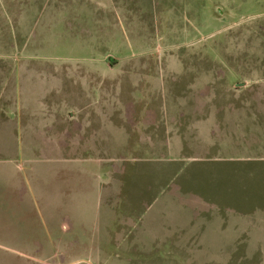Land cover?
<instances>
[{"label":"rangeland","instance_id":"1","mask_svg":"<svg viewBox=\"0 0 264 264\" xmlns=\"http://www.w3.org/2000/svg\"><path fill=\"white\" fill-rule=\"evenodd\" d=\"M263 128L264 0H0L3 166L109 165L0 188V262L264 264Z\"/></svg>","mask_w":264,"mask_h":264},{"label":"crops","instance_id":"2","mask_svg":"<svg viewBox=\"0 0 264 264\" xmlns=\"http://www.w3.org/2000/svg\"><path fill=\"white\" fill-rule=\"evenodd\" d=\"M264 129V128H263ZM260 130V132H256L257 134V138L259 139H263L264 140V135H263V131L262 129H257ZM248 136V134H247ZM244 140V139H242ZM242 144H246L245 141H242ZM243 146V145H242ZM88 152H79V154L74 157H70V158H66V159H52L46 160V159H39L38 160H33L32 164L29 165V163H22L23 165H19V166H3V162L0 161V188L2 189V193L6 192L8 194L2 196V202L3 204H6L8 206L9 203H11L14 199L15 201H17L16 203V210L18 212V219H23L25 218V215L27 216V219H34L36 217V214L38 215L39 213V207H40V213L42 214L44 219H48L50 221L54 220V218L52 217L53 215H55L58 212V208L59 206V202L64 201L65 199H69L70 197H67L64 189H59L57 190L59 195H55V193L53 192L54 195H51L48 199L50 202V205L47 206H42L40 204V197L37 195V193L39 192L38 190V182L39 180H41L42 178L41 173L37 172L39 171V161L43 162L44 166H49V172L47 173V177H54L56 180L67 176H71L75 175L78 179H81V181H83L84 179L86 180V178H89V168L90 166H99V167H104L105 166H109L106 165L104 160H102V158H100L99 156H95V157H89L86 156L88 155ZM29 160V159H27ZM42 166V165H41ZM11 173L10 176L11 178H6L9 176L8 172ZM91 177L94 179L95 182V187L97 188V191L100 192V196L97 198V207H100L103 205V199H100V197H102L103 192H105V188H104V181L102 179V177L100 178V172H98V168H97V172H91ZM6 176V177H5ZM65 179L66 183L70 182V179ZM84 180V181H85ZM83 181V182H84ZM64 183L62 185V187L66 184ZM103 187V191H101ZM14 193H17L18 196H15ZM76 193V191L74 192ZM99 195V194H97ZM96 195V196H97ZM27 204L25 201H27ZM19 203L21 204V208L18 209V205ZM35 203L37 204V206L35 207ZM6 206V207H7ZM46 206L48 207V209H46ZM151 207V205H150ZM58 209V210H57ZM32 210H34L36 212V214L34 212H31ZM69 216L68 218H73L74 217H81V219L83 218V214L80 211H71V213H67ZM39 216V215H38ZM143 217V216H142ZM141 219V218H140ZM26 222H24L25 224ZM23 224V226H24ZM33 224V222H32ZM16 249H22L19 247H16ZM3 263H7L6 261H2L0 262V264ZM26 263H31L33 264V261H29L27 260ZM14 264V263H13Z\"/></svg>","mask_w":264,"mask_h":264}]
</instances>
